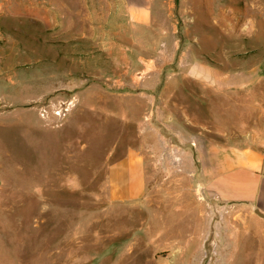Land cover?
Masks as SVG:
<instances>
[{
	"label": "rangeland",
	"instance_id": "rangeland-1",
	"mask_svg": "<svg viewBox=\"0 0 264 264\" xmlns=\"http://www.w3.org/2000/svg\"><path fill=\"white\" fill-rule=\"evenodd\" d=\"M135 1L0 0V264H264V219L213 200L183 153L194 140L167 125L180 65L246 71L264 104V0H140L151 25L128 27L126 79L162 73L123 87V12ZM186 93L179 104L210 119L200 89ZM72 98L66 116L52 113ZM157 116L145 199L109 200L107 165L141 143L133 119Z\"/></svg>",
	"mask_w": 264,
	"mask_h": 264
},
{
	"label": "crops",
	"instance_id": "crops-1",
	"mask_svg": "<svg viewBox=\"0 0 264 264\" xmlns=\"http://www.w3.org/2000/svg\"><path fill=\"white\" fill-rule=\"evenodd\" d=\"M123 13V87H146L151 81L146 79H152V74L162 70L156 65L146 66L151 75L142 82L137 83L134 74H129L130 80L126 79L129 69L126 33L130 25L136 29L149 28L151 12L145 2L136 0ZM250 78L246 71L224 74L222 68L201 62L174 68L169 72L173 92L168 103L167 125L175 136L194 140V147L184 149L183 153L191 156L189 166L213 200L226 205H244L264 214V104L254 102L255 89L251 87L255 82ZM71 83V87L80 88L83 81ZM112 83L121 85L118 80ZM190 84L200 89L198 107L209 112L210 119L199 118L189 106L179 104L178 96L186 95ZM123 113L127 118L126 109ZM155 119H133L141 143L128 146L122 156L107 165L105 180L109 200L139 203L145 199L151 186V171L162 152L158 139L149 140L156 137L155 123L164 124L159 116ZM182 122L185 123L182 125Z\"/></svg>",
	"mask_w": 264,
	"mask_h": 264
},
{
	"label": "built area",
	"instance_id": "built-area-1",
	"mask_svg": "<svg viewBox=\"0 0 264 264\" xmlns=\"http://www.w3.org/2000/svg\"><path fill=\"white\" fill-rule=\"evenodd\" d=\"M140 75V74H139ZM75 103V99H69L67 101H60L58 102V104L52 109V113L59 118H62L64 116L67 115V113L70 111V109L74 106ZM48 113L47 108H43L41 109V115L43 117L46 116V114ZM192 145H194V143H192Z\"/></svg>",
	"mask_w": 264,
	"mask_h": 264
},
{
	"label": "bare ground",
	"instance_id": "bare-ground-1",
	"mask_svg": "<svg viewBox=\"0 0 264 264\" xmlns=\"http://www.w3.org/2000/svg\"><path fill=\"white\" fill-rule=\"evenodd\" d=\"M249 14V13H248ZM242 17V16H241ZM242 19H244V18H242ZM246 19V18H245ZM237 20V19H236ZM247 21V20H246ZM101 23V22H100ZM240 23V22H239ZM237 24V23H236ZM247 24V23H246ZM102 24H100V26H101ZM84 26V25H83ZM102 27V26H101ZM238 27V26H237ZM94 29V28H93ZM97 29V28H96ZM95 29V30H96ZM102 29V28H101ZM109 29V28H108ZM112 30V29H111ZM83 31H85V30H83ZM91 31H92V29H91ZM97 31V30H96ZM89 32V31H88ZM101 32V31H100ZM111 32V31H110ZM92 33V32H91ZM105 33V32H104ZM109 34V33H108ZM112 34V33H111ZM93 35V34H92ZM110 35V34H109ZM110 37V36H109ZM97 38V37H96ZM99 38V37H98ZM100 39V38H99ZM110 41V40H109ZM125 42V41H124ZM104 43V42H103ZM104 46V45H103ZM167 55V54H166ZM168 57V56H167ZM153 66V65H152Z\"/></svg>",
	"mask_w": 264,
	"mask_h": 264
},
{
	"label": "water",
	"instance_id": "water-1",
	"mask_svg": "<svg viewBox=\"0 0 264 264\" xmlns=\"http://www.w3.org/2000/svg\"><path fill=\"white\" fill-rule=\"evenodd\" d=\"M255 212H256L260 217L264 218V214L261 213L259 210H255Z\"/></svg>",
	"mask_w": 264,
	"mask_h": 264
}]
</instances>
